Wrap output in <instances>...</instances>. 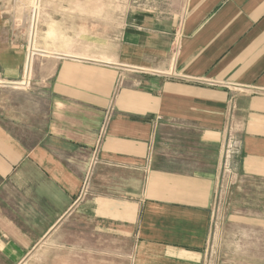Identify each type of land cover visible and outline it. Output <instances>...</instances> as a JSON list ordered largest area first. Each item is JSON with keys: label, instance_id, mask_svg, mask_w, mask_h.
Here are the masks:
<instances>
[{"label": "crops", "instance_id": "0c3cea01", "mask_svg": "<svg viewBox=\"0 0 264 264\" xmlns=\"http://www.w3.org/2000/svg\"><path fill=\"white\" fill-rule=\"evenodd\" d=\"M155 10L38 94L0 33V264H264V0Z\"/></svg>", "mask_w": 264, "mask_h": 264}, {"label": "rangeland", "instance_id": "374dc122", "mask_svg": "<svg viewBox=\"0 0 264 264\" xmlns=\"http://www.w3.org/2000/svg\"><path fill=\"white\" fill-rule=\"evenodd\" d=\"M37 1L0 0V33L8 36L13 47L32 54L29 79H25L30 80L32 94H38V84L50 75L54 53L77 51L84 55L85 51L100 48L107 42L116 43L121 30L130 28L137 18L130 15L131 9L161 10L162 7V0H40L36 8ZM23 85L15 86L26 87ZM6 96H16L17 101L26 103L27 96L21 93L7 91ZM57 236L38 252L33 251L34 257L27 264H83V259L77 257L74 261L66 260L68 255L62 246L64 232ZM232 256L241 257L242 249ZM224 258L225 255L220 257ZM110 261L114 259L107 260L108 264ZM205 264H210V251Z\"/></svg>", "mask_w": 264, "mask_h": 264}]
</instances>
